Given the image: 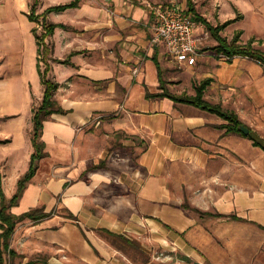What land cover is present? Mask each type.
I'll return each instance as SVG.
<instances>
[{
  "label": "crops",
  "instance_id": "0c3cea01",
  "mask_svg": "<svg viewBox=\"0 0 264 264\" xmlns=\"http://www.w3.org/2000/svg\"><path fill=\"white\" fill-rule=\"evenodd\" d=\"M138 1L135 6L111 0L107 7L84 0L79 8L56 14L54 22L69 27L57 28L50 40L56 59L75 53L72 64L58 62L51 71L61 84L55 99L67 114L55 113L45 122L48 156L12 211L20 215L47 205L50 213L60 198L68 215L52 214L32 223L25 235L42 244L40 252L53 249L49 264H62L65 252L79 263L100 264L98 253L107 259L112 251L97 230L138 236L145 229L169 233L183 253L179 264H264V150L250 138L222 128L227 121L216 114L170 98L147 97L148 91L162 92L158 63L162 70L166 50L151 43L150 1ZM2 25L8 37L5 40L6 31L1 33L0 93L9 94L10 100L7 109L0 99V118L17 128L15 134L9 129L5 135L10 138L9 156H23L30 165L33 108L44 95L38 45L33 27L27 43L19 36L16 10ZM26 52L33 60L32 71L27 59H21ZM230 66L210 72L217 97H208V87L206 99L236 111L264 138V70L233 74ZM17 78L25 90L18 100L15 88H9L11 79L20 81ZM223 85L243 87L251 100L244 99L242 109L229 103L220 90ZM99 126L138 141L143 149L132 170L127 164L119 172L111 165L90 170L99 165V149L93 139L84 141L85 133H95ZM3 159L0 153L2 173ZM15 192L6 194L12 197ZM185 203L212 215L186 210ZM69 213L87 221L91 233Z\"/></svg>",
  "mask_w": 264,
  "mask_h": 264
},
{
  "label": "rangeland",
  "instance_id": "374dc122",
  "mask_svg": "<svg viewBox=\"0 0 264 264\" xmlns=\"http://www.w3.org/2000/svg\"><path fill=\"white\" fill-rule=\"evenodd\" d=\"M34 1L35 0H0V25L1 23L8 20V13L11 12L12 14V12L16 10L17 26L21 32L19 36L23 37L26 43V39L30 34L31 27H33L32 35L35 37V39L36 36L41 37V35L44 33L43 19H41L39 22H31L28 18V14L32 13V5ZM71 1L72 0H39L37 15L43 14L46 9L51 6L67 4ZM149 1L150 4H147V7L152 16V6L154 7L171 0H155V4L152 0ZM177 1L186 7L189 13L192 14L195 20L203 27V31L201 32L203 39L199 44L198 60L197 64L194 66H183L171 60L167 54L165 55L162 66L163 81L165 82V87L171 93L177 95L185 94L188 96H195L196 86L200 85L204 80L209 78L212 79L213 82V78L209 77V74H211L210 72H217L222 68L223 65L226 67L227 64H233V66H230V72L233 74H242L247 70H252L255 73H259V71L264 70V67L260 66L257 61L248 57L241 58L240 56H237L232 60V63H230L226 57H218L214 50V47L218 45V41L207 29L206 23L204 22L205 20L214 27H217L223 25L229 20H234L233 23L221 31V36L230 43H237L238 45L251 44L255 49L264 51V0H191L196 12L191 10L189 0ZM82 2H84V0ZM90 2L97 6L104 5L109 7L111 0H90ZM124 2L133 4L135 6L140 4V1L138 0H124ZM52 13L48 15V20L50 22L58 20L59 16L57 15L61 14V12ZM198 16L201 17V19H198ZM72 18L73 17L71 16H67L65 19L72 20ZM27 20H29V22ZM25 22L28 24V27L25 26ZM67 29H69V27ZM3 31H6L4 37L6 36L5 40H7L8 30L2 25L0 26V39L2 38L1 35L4 34L2 33ZM50 40H52V36L46 40L47 43L49 41V47L51 49L52 43ZM54 50L55 49H53L51 53V66L58 63V59H56L57 55ZM24 57L27 59V68L32 71L31 66L33 65V60L31 58V54L26 52V56L22 54L21 59L24 60ZM210 61L211 63L215 62L216 65L213 66ZM45 68L46 65L42 61L41 69L44 70ZM49 75H51L49 76L50 79L58 82L51 72ZM11 82L13 84H9V88L11 90L15 88L17 100L23 99L25 90L23 84H21L22 80L20 79V81H16L11 79ZM212 82L208 86L210 87L208 89V97L210 96L209 98L215 99V97H217V93L212 90ZM42 85L45 91V85L43 81ZM220 90L224 91L226 97L225 99H227L229 103H236L241 109L243 108L244 99L246 101L251 100L250 96L247 95V98L244 96L243 87H229L223 85L220 87ZM102 94L104 96L106 95L104 91ZM0 99L2 100L1 103H4L5 107L8 109V101L10 100L9 94L7 97H5L4 91H1ZM36 102L38 103H35L33 113L34 109L42 103V100H36ZM22 107L24 108H21V111H25V105H22ZM7 112L12 111L9 109ZM99 120L100 119L97 120L98 123ZM245 125V127L248 126L249 129L251 128L248 124L245 123ZM15 126L16 124L8 123V121L6 123L0 118V137L7 135L6 133H9V129L12 130L10 133L15 134L16 132L13 131L17 129ZM95 130V133H90L89 130L86 131L84 138V141L87 144L91 142L89 139H93L92 142L96 143L97 148L99 149L96 155L98 160H100L99 165L91 167L90 170L107 168L108 165H111L114 171L119 172L120 166H123L124 169V165L126 164L128 165V169L132 170V168L135 166L138 153L143 149L141 146H139L138 141L133 139V137H129L127 139V137L122 133L117 135L114 133H106V131L102 129V126L95 128ZM5 138L7 139L0 138V153L1 156L4 157L2 161V168L5 177L6 192L9 196H11L10 194L17 190V178H21L28 171L27 167H29V165L27 164L28 161L23 156H9V151L11 149L10 138L9 136H5ZM126 140H128L127 144H125ZM100 148L105 150L104 154H102V160L100 159L99 154L104 150L101 149L100 151ZM41 207H45L46 210L48 209L47 205H42ZM49 211L55 215H62L64 218L68 215V211L62 205L60 198ZM76 222L79 223L80 228L85 227L89 231V229L86 227L87 221H82V219L78 217V221ZM32 223L36 222L27 219L18 224L11 241V248L18 254V256L11 257L6 255L8 264H49L48 262L52 257L51 254H55L52 248H48L47 252H40L39 250L42 248V244L40 242L25 238L27 229L31 228ZM97 232L100 233L106 242L109 243L108 246L111 247L112 251L110 258L108 253L104 252L105 255L108 256L107 259L101 257V254L98 253L101 260L100 264H179V262L182 261L183 253L168 232H161L156 229H145V231L141 233L142 235L138 236L130 234L129 236L116 235L104 230H97ZM89 233L91 232L89 231ZM59 253L61 252L58 251V254ZM60 260L62 261V264H83L72 259L70 253L66 252L63 253L62 259Z\"/></svg>",
  "mask_w": 264,
  "mask_h": 264
},
{
  "label": "trees",
  "instance_id": "16d2710c",
  "mask_svg": "<svg viewBox=\"0 0 264 264\" xmlns=\"http://www.w3.org/2000/svg\"><path fill=\"white\" fill-rule=\"evenodd\" d=\"M82 1L83 0H72L67 4L51 6L47 8L43 14L37 15L39 0H35L32 5V13L28 14V18L31 22H39L41 19H43L44 33L41 35V37H38L36 35L35 36L37 39L39 54L38 69L41 74L42 81L45 85V91L42 103L34 109V125L32 137L34 152L31 156L29 169L18 181L16 193L12 197H8L5 192L4 177L0 165V264H8L6 255H9L11 257L18 256V254L11 248V241L19 223L27 219L33 222H40L52 215V213L46 212L45 207L34 208L31 211L25 212L20 215L13 213L12 209L19 205L25 190L39 170L40 162L48 156V153L46 152L47 146L43 141L45 122L50 119L51 116L55 113L67 114V111L64 110L55 99V94L60 88L61 84L49 78V73L52 70L50 62L52 60L51 53L53 49H50L49 43H47L46 40L55 34L57 28H68V26L65 24L50 22L48 20V15L52 12H63L68 9L79 8L82 4ZM189 1L191 10L193 12H196V9L193 7L192 1ZM198 19H201V17L198 16ZM233 21L234 20H229L221 26L214 27L204 20L207 29L218 41V45L214 47L216 55L218 57H226L230 63L235 57L242 56L253 59L264 65V51L255 49L251 44L238 45L237 43H230L228 42V40L221 36V31L225 27L233 23ZM74 54L75 53H72L64 60H57V62H61L63 64H72L71 58ZM42 61L46 65V68L44 70L41 69ZM158 67L160 71L162 92L157 94H151L147 92L148 98H170L176 103L193 105L202 110L216 114L227 121V124L223 125L222 128H227L228 132H235L247 138H250L255 146H258L264 150V138L252 128H250V133L246 135L241 130V127L246 125L235 111L225 109L221 104H214L205 99V91L211 84L212 79H206L200 85L196 86L195 96H188L185 94L177 95L171 93L165 87V82L163 81V73L159 63ZM109 117L115 116L111 115ZM182 207L186 210L197 212L200 215H212L211 213L202 212L199 209L192 207L188 203H185L184 205H182ZM217 215L222 216L219 214ZM69 218L74 221H78V217L72 213H69Z\"/></svg>",
  "mask_w": 264,
  "mask_h": 264
},
{
  "label": "built area",
  "instance_id": "2783aa9c",
  "mask_svg": "<svg viewBox=\"0 0 264 264\" xmlns=\"http://www.w3.org/2000/svg\"><path fill=\"white\" fill-rule=\"evenodd\" d=\"M152 12V45L163 46L168 57L176 63L183 66L196 65L203 27L177 0L156 5L152 7Z\"/></svg>",
  "mask_w": 264,
  "mask_h": 264
},
{
  "label": "water",
  "instance_id": "95a60500",
  "mask_svg": "<svg viewBox=\"0 0 264 264\" xmlns=\"http://www.w3.org/2000/svg\"><path fill=\"white\" fill-rule=\"evenodd\" d=\"M241 130L246 134L248 135L250 133V129L248 127H245V126H242L241 127Z\"/></svg>",
  "mask_w": 264,
  "mask_h": 264
}]
</instances>
